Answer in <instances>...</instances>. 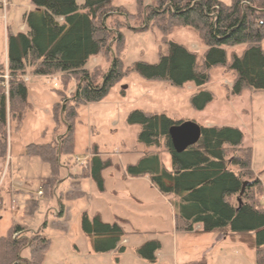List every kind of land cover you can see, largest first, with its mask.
Listing matches in <instances>:
<instances>
[{"label":"trees","instance_id":"1","mask_svg":"<svg viewBox=\"0 0 264 264\" xmlns=\"http://www.w3.org/2000/svg\"><path fill=\"white\" fill-rule=\"evenodd\" d=\"M135 1L136 9L134 14L128 13L129 19L143 6V0ZM30 2L34 9L24 15L26 31L11 34L7 40V97L3 85L5 69L0 68V158L4 160L7 156L11 125L19 128L30 107L22 77L58 74L62 87L57 90L60 100L52 107L54 140L30 142L23 149V154L38 156L49 164L51 175L45 187L56 181L60 156L71 157L74 152V125L79 109L101 101L131 72L145 80L175 87L193 83L198 90L191 95L190 105L196 111H202L213 100L212 92L205 87L209 82L208 71L215 67L227 66L234 74L232 95L248 89L264 91V0H229L228 4L220 0H162L169 7L161 16L166 15L171 25L189 27L201 35L206 46L201 65L195 53L168 41L166 51L158 54L156 63L138 61L128 67L118 56L124 48L123 23L118 19L126 15L122 11L124 6L114 5L113 0ZM158 15L150 12L148 18L152 21ZM109 18L113 23L106 24ZM114 35L115 56L110 67L106 71L100 66L87 69L91 57L110 55L107 44ZM240 45H245L242 55L234 54L228 62L225 48ZM72 79L74 90L67 92ZM127 122L139 127L140 144L170 156V167L166 168L157 152L143 153L137 163L126 166L125 172L132 178L148 176L161 194L173 198L175 231L190 233L198 225L200 233L251 232L255 264H264V190L252 169V150L244 145L243 133L231 126H200L199 140L177 152L169 128L182 120L136 109L129 113ZM112 164L110 158H101L94 145L92 156L79 176L90 177L102 191V172ZM36 207L37 200L28 199L24 213L31 214ZM122 223L124 220L116 218L105 222L98 213L91 217L83 213L80 228L91 237L95 253H121L125 250L121 241L127 234ZM49 243L39 232L30 235L15 224L0 234V264H41ZM160 248V241L148 240L135 253L140 259L154 263Z\"/></svg>","mask_w":264,"mask_h":264},{"label":"rangeland","instance_id":"2","mask_svg":"<svg viewBox=\"0 0 264 264\" xmlns=\"http://www.w3.org/2000/svg\"><path fill=\"white\" fill-rule=\"evenodd\" d=\"M10 1L12 4L6 13V22L3 19L5 8L0 7V68L5 69L3 85L6 97L8 75L4 23L12 32L24 31L21 30L22 25L25 27L23 13L32 9L30 0ZM220 1L229 3V0ZM113 4L124 6L122 11H126V15L118 18L123 23L121 33L124 37V48L118 56L125 67L138 61L156 63L158 54L166 51L168 41L184 45L195 53L197 63L201 65L206 50L201 35L189 27L171 25L172 21L166 15L161 16L169 7L167 3L143 0V6L131 19L128 13L134 14L135 0H113ZM150 12L159 15L151 21L148 18ZM112 21L115 24L116 18L113 17ZM108 22H111L110 18L106 24ZM110 26L113 27V24ZM114 37L107 44L110 55L105 58L101 55L91 57L86 63L87 69L91 71L100 66L106 71L110 67L115 56ZM225 49L230 62L232 55H242L245 45ZM28 76L31 75L22 77L25 83ZM208 76L205 88L212 92L213 100L202 111H196L190 105L191 95L198 90L193 83L175 87L145 80L134 72L126 75L101 101L79 109L74 125V152L71 157L60 156L59 171L51 187H45L51 175L49 164L38 156L19 153L24 142L42 143L47 135L53 134L52 107L60 100L57 94L62 87L60 76H36L39 77L38 82L34 84L33 80L28 84L27 101L30 107L22 124L17 129L11 125L9 130L13 141L11 180L14 184L12 199L15 201L12 200V216L6 215L0 223L1 232L5 233L4 227L10 222L19 223L30 235L35 232L42 234L50 243L41 264H255L253 233L232 234L229 230H222L189 234L175 231L173 198L161 194L148 176L134 177L131 181L125 172L127 165L137 163L143 153L149 151L157 152L166 168L170 166L169 154L151 148L146 150L137 140L139 127L127 122L129 113L139 109L148 113H163L174 120L194 121L200 126L210 124L238 128L243 133L244 145L251 147L252 169L262 180L264 190V91L248 89L240 95H232L234 74L227 66L210 69ZM74 87L72 79L67 92ZM89 145L91 147L86 151ZM94 145L101 158H110L113 163L102 172V191L90 177L78 179L74 175L69 176L72 166L80 167L81 171L92 156ZM76 157L83 164L77 162ZM230 169L236 171L234 166ZM39 190L42 191L41 196H37ZM31 197L37 200L36 210L25 214V200ZM2 211L7 210L3 208ZM84 212L90 217L98 213L105 222H112L115 218L124 220L122 226L127 234L122 238L121 245L125 250L121 253H95L91 237L80 228ZM155 239L161 243L156 261L150 263L137 257L135 249ZM26 253L24 251V255Z\"/></svg>","mask_w":264,"mask_h":264},{"label":"crops","instance_id":"3","mask_svg":"<svg viewBox=\"0 0 264 264\" xmlns=\"http://www.w3.org/2000/svg\"><path fill=\"white\" fill-rule=\"evenodd\" d=\"M10 4H12V2L10 1V0H6V6H5V9H3V19H4V21L6 22V20H7V15H6V13H7V11H8V9H9V6H10ZM1 7V6H0ZM34 9V7H33V5H32V9H30L29 11H31V10H33ZM29 11H26V12H24L23 13V17H24V15L26 14V13H28ZM25 22V21H24ZM4 29H5V40H4V44H5V59H7V40H8V37L11 35V34H16V33H18V32H12V31H10L9 30V27L7 26V24L6 23H4ZM21 30H24V31H19V32H25L26 31V24H25V27H24V25H22L21 26ZM33 78V79H32ZM37 78H39V77H36V76H28L27 77V80H25L26 81V85H27V89H28V98H29V89H30V86H28V84H30L31 83V81H33L34 80V84L36 83V82H38V79ZM203 126H210V124H207V125H203ZM53 135L54 134H50V135H47V137H46V140H45V142H48V141H52L53 139ZM28 143H30V142H24V144H23V147H22V149H21V151L19 152L21 155L23 154V149H24V146L25 145H27ZM8 145H9V147H8V153H7V156H6V158L4 159V160H2L1 158H0V223H1V221L4 219V217L6 216V215H9L10 217L12 216L11 214H12V210L14 209V205L12 204V200H14V199H12V194H13V189H14V187H13V183H12V180H11V178H12V170H11V161H12V155H11V152H12V146H13V141H12V139H11V137L8 135ZM92 145V144H91ZM91 145H89L88 147H87V149H86V151H89V149H90V147H91ZM93 146V145H92ZM146 150H147V148H146ZM100 154V153H99ZM67 165L69 166V167H71V164H68L67 163ZM73 165V164H72ZM74 166H72V168H70L71 169V171L69 172V176H76V178H78V179H84V178H87V177H80L79 175H80V167H78V168H73ZM170 167V166H169ZM168 167V168H169ZM259 177V176H258ZM129 180H131V181H133L134 180V178H132V177H129L128 178ZM43 181H45V180H43ZM262 181V180H261ZM28 199H33L32 197L31 198H27L26 200H25V202L28 200ZM15 201V200H14ZM24 202V203H25ZM263 202H264V197H263ZM23 207H24V204H23ZM5 209V210H7V211H2V209ZM23 209V208H22ZM9 211V212H8ZM11 212V213H10ZM85 213V212H84ZM87 214V213H86ZM115 216H117V217H120L119 215H115ZM15 224H19V223H14V224H10V222H9V225L8 226H6V227H4L5 228V233L7 232V230L11 227V226H13V225H15ZM11 225V226H10ZM24 228V227H23ZM196 230L195 231H193V232H190V233H200L199 232V226L197 225L196 227ZM5 233H2L1 232V229H0V234H5ZM189 233V234H190ZM233 234V233H232ZM226 236H228V235H226ZM221 238V235L219 234L218 235V239H220Z\"/></svg>","mask_w":264,"mask_h":264},{"label":"water","instance_id":"4","mask_svg":"<svg viewBox=\"0 0 264 264\" xmlns=\"http://www.w3.org/2000/svg\"><path fill=\"white\" fill-rule=\"evenodd\" d=\"M201 135V127L194 121L185 120L178 124H175L169 128V137L172 142V146L175 151L181 152L187 147L195 144ZM247 183L243 184L241 193L244 190V186ZM239 204H241L240 198H238Z\"/></svg>","mask_w":264,"mask_h":264},{"label":"built area","instance_id":"5","mask_svg":"<svg viewBox=\"0 0 264 264\" xmlns=\"http://www.w3.org/2000/svg\"><path fill=\"white\" fill-rule=\"evenodd\" d=\"M0 6L2 8H5V6H6V0H0ZM76 161L79 162L80 164H83V161L80 158H78V157H76ZM84 161H85V159H84ZM84 164H86V162ZM41 195H42V191L39 190L37 192V196H41Z\"/></svg>","mask_w":264,"mask_h":264}]
</instances>
